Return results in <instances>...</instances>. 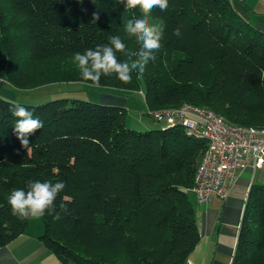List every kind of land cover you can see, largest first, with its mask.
<instances>
[{
	"label": "trees",
	"instance_id": "obj_1",
	"mask_svg": "<svg viewBox=\"0 0 264 264\" xmlns=\"http://www.w3.org/2000/svg\"><path fill=\"white\" fill-rule=\"evenodd\" d=\"M168 4L166 11L151 12L166 27L143 76L133 73L130 82L102 76L99 87H88L76 66L63 68L65 56L107 44L115 35L129 52L138 50L123 29L139 8L125 9L118 0H0V69L9 81L19 84V69L37 57H60L53 61L55 76L12 88L31 92L71 82L81 84L72 91L88 96L23 102L0 94V247L28 226L11 213L12 190L30 181H63L55 201L61 218L46 214L38 235L61 264H185L199 240L188 192L206 143L178 124L130 127L119 97L138 90L146 114L188 102L229 122L264 126V31L230 0ZM177 27L179 38L173 35ZM94 94L101 101L90 99ZM12 101L44 124L29 136L28 149L14 133ZM230 264H264V184L248 190Z\"/></svg>",
	"mask_w": 264,
	"mask_h": 264
},
{
	"label": "clouds",
	"instance_id": "obj_2",
	"mask_svg": "<svg viewBox=\"0 0 264 264\" xmlns=\"http://www.w3.org/2000/svg\"><path fill=\"white\" fill-rule=\"evenodd\" d=\"M125 9H140L139 16L128 19L124 25V33L129 38H135L139 45L138 50L128 51L124 40L119 35L110 36L107 44L89 48L83 53L77 52L72 58L73 64L79 70L83 81L91 83L88 87H99L102 76L115 74L118 79L130 82L133 73L137 78L143 76L147 64L155 59V53L161 48L164 37L165 22L163 19L152 20L151 12L154 8L160 11L168 9V0H118ZM95 15L93 22L98 20ZM178 38L182 35L180 27L173 31ZM117 53L125 54L128 59L121 62ZM12 117H15L14 133L24 148H29V136L44 127L43 122L34 117L33 111L27 107L12 101L8 109ZM65 183L58 181H30L26 188H16L8 196V204L11 213L20 220L41 219L46 214L53 219L61 218L56 211L55 201L57 196L65 189ZM61 211H67L63 204Z\"/></svg>",
	"mask_w": 264,
	"mask_h": 264
},
{
	"label": "built area",
	"instance_id": "obj_3",
	"mask_svg": "<svg viewBox=\"0 0 264 264\" xmlns=\"http://www.w3.org/2000/svg\"><path fill=\"white\" fill-rule=\"evenodd\" d=\"M149 113L155 121L178 124L206 143L193 180L198 203L207 204L214 195L225 198L247 166L264 168V126L229 122L210 108L188 102Z\"/></svg>",
	"mask_w": 264,
	"mask_h": 264
},
{
	"label": "crops",
	"instance_id": "obj_4",
	"mask_svg": "<svg viewBox=\"0 0 264 264\" xmlns=\"http://www.w3.org/2000/svg\"><path fill=\"white\" fill-rule=\"evenodd\" d=\"M230 1L244 19L264 31V22L255 20L249 14L251 11L256 12L257 5L250 7L246 0ZM254 183L264 184V168L255 169L249 165L240 172L225 198L214 195L207 204L194 202L199 240L188 254L185 264H230L242 210L248 190ZM16 239L0 247V264H24L36 254L47 253V248L38 239L41 245H36L35 249L19 257V247L14 249L15 246L11 245ZM54 257L52 263L61 264L55 255Z\"/></svg>",
	"mask_w": 264,
	"mask_h": 264
},
{
	"label": "rangeland",
	"instance_id": "obj_5",
	"mask_svg": "<svg viewBox=\"0 0 264 264\" xmlns=\"http://www.w3.org/2000/svg\"><path fill=\"white\" fill-rule=\"evenodd\" d=\"M250 7L256 6V12L251 11L249 14L255 20H260L264 22V0H246ZM68 53V52H67ZM75 53H68L66 58V63L64 64L63 68H67L68 65H71L72 69H74L75 65L72 62V58ZM64 56L62 57V59ZM60 57L56 54L53 57H43V58H36L31 59L32 62L28 63L25 67L18 71L17 77L19 79V86H32L31 83L35 82L38 79H46L51 78L52 76L56 75L55 65L53 64L54 60H58ZM30 60V61H31ZM67 65V66H66ZM65 68V69H66ZM63 80V79H62ZM58 80V81H62ZM68 81V80H67ZM47 83H53L52 81ZM56 83V81H55ZM45 84V83H44ZM17 85L8 80L6 75L4 74V69H0V94L8 99L15 100V101H23V102H35L38 100L46 99L49 97L55 96H79L82 98L88 97L87 95L79 92H74L72 89L78 88L81 84L79 83H71V82H62L56 84H48L42 87L37 88L38 90H33L35 93L31 92H17L12 88V86L17 87ZM37 87V86H36ZM97 90L93 92L96 93ZM101 96L108 95L105 92L99 91L97 92ZM96 93V94H97ZM94 94L90 99H94L97 101H101L98 95ZM116 98V97H115ZM121 102H126V114H125V121L126 124L135 129H147V128H158L162 125V123L154 121L153 118L149 115L150 113H144V103L142 97L140 96V92L137 90L130 91L126 97H119ZM119 98H117L119 100ZM119 102V101H118ZM151 112V111H149ZM188 198L192 202H196V195L194 190H190L188 192ZM43 231V223L41 219H33L28 220V226L22 236L11 244L18 248L17 255L19 257H23L27 251L30 252L31 250L35 249V246L40 244L41 242L38 240V235L41 234ZM47 253L44 254H36L32 258H30L27 263L24 264H53V259H55L54 254L46 250Z\"/></svg>",
	"mask_w": 264,
	"mask_h": 264
}]
</instances>
